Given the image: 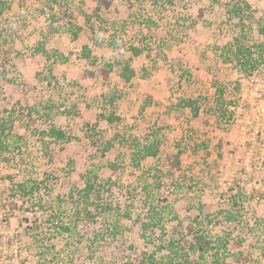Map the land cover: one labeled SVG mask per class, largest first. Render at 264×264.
Returning <instances> with one entry per match:
<instances>
[{
  "label": "rangeland",
  "instance_id": "rangeland-1",
  "mask_svg": "<svg viewBox=\"0 0 264 264\" xmlns=\"http://www.w3.org/2000/svg\"><path fill=\"white\" fill-rule=\"evenodd\" d=\"M111 1L101 22L86 16L96 0H0V122L15 121L0 161V264H43L40 250L49 251L47 264H146L153 253L175 255L158 250L170 240L179 264H210L185 245L202 230L235 236L225 264H264V64L246 75L221 53L242 32L249 44L264 41V0ZM238 1L252 7L251 17L231 14ZM72 24L81 27L78 38ZM86 43L98 64L83 58ZM127 61L138 72L130 82L121 77ZM105 63L115 64L109 77L94 75ZM218 84L230 100L225 112ZM184 97L200 98L197 117L179 106ZM43 105L51 116L29 115ZM105 112L120 120L108 122ZM51 125L71 140L43 134ZM134 137L161 144L139 168ZM106 140L113 146L98 152ZM180 150L181 168L171 172ZM90 169L101 175V199L91 214L76 215L72 191ZM27 179L41 184L40 209L11 195L12 181ZM153 203L168 208L158 225ZM74 223L72 234L59 227ZM239 250L249 262L231 255Z\"/></svg>",
  "mask_w": 264,
  "mask_h": 264
},
{
  "label": "trees",
  "instance_id": "trees-1",
  "mask_svg": "<svg viewBox=\"0 0 264 264\" xmlns=\"http://www.w3.org/2000/svg\"><path fill=\"white\" fill-rule=\"evenodd\" d=\"M97 4L94 9L93 14H87V18L92 21V19H95V17L100 20L101 22L104 21V19L101 18L98 14L102 11V9L109 8L112 4L111 0H96ZM1 10L0 15L4 12V3L0 2ZM252 7L246 3V2H237L232 6L230 9L231 14L234 17H238L244 19V16L251 17ZM96 15V16H95ZM81 29L80 26H75L72 24L70 28V32L72 35L77 38L79 30ZM264 32V30H263ZM42 49V46H40ZM135 55L141 54L143 51L142 49L133 47ZM223 59L225 63H232L236 65L241 72L248 75L253 73L256 69H258L262 64H264V41L258 44H249L248 36L245 32H242L240 36L236 37L234 42L232 44L227 45L226 47L222 48ZM82 56L84 59L89 61L90 63H93L94 65L98 64L99 58L92 53V48L90 44L86 43L83 45L82 49ZM114 63H105L104 65H101L98 67L94 75H101L104 78H108L111 71L113 70ZM138 75V72L135 68L131 66V63L127 61L125 65L123 66L121 77L124 79L125 82H130L135 76ZM216 101L218 103L219 110L221 112H225L228 104L230 103V100H227L226 94H225V88L223 86L217 85L216 88ZM200 98H192V97H184L181 98L179 101V106L184 108H189L193 115L197 117L200 112ZM114 96L110 99H107L109 103H114ZM152 101V97L149 96L148 102ZM228 105V106H227ZM43 112L41 109H39L37 106H30L28 108V113L31 117H33L34 113H37V116L40 115H46L51 116L52 107L43 105ZM101 118L106 119L108 122L112 123L115 120H120V117L114 113L107 114L102 113ZM32 122H36L35 119L31 120ZM15 121L10 120L6 118L5 120H2L0 122V161L3 159L4 155H6V151L9 147L7 141L9 138L8 131H11L14 128ZM43 134H46L47 137L52 139L53 141H70L71 136L67 133L66 130L57 128L55 125H51L50 128L47 131H44ZM23 137V136H21ZM114 144V141L106 140L105 145L103 146V149L101 147H98L100 151H106L110 149ZM131 146V160L134 167H140L141 163L144 159L148 157H156L160 150H161V144L160 141L156 138H153L150 140H143L138 137H134ZM200 148H206V144L198 145ZM103 153V152H102ZM182 151H178L169 161L168 169L169 171L173 172L174 169L181 168L182 164ZM103 155V154H102ZM102 156H99L96 154V159L101 158ZM155 173L153 175H157L158 172H160L159 168H156L154 171ZM101 175L99 173L98 169H90L88 170L84 175V185L80 187H75L72 191V197L76 196V203L78 208L76 215H81L83 212L85 214H91V207L97 206L98 200L101 199L102 194V184L100 183ZM12 196L15 199H23L25 202H31L33 207H37L40 209V207H43L44 198H42L40 195L37 197V192H41V184L35 179H27L23 181L15 182L12 181ZM158 183V182H157ZM233 203H237L233 197ZM104 209H107L110 207L105 206V204H102ZM168 209L167 206H160L159 204H152V207L149 209L151 211L152 217L151 219H154L155 222L153 224H160L162 222L163 212ZM169 211V210H168ZM226 217L228 218V221H233L236 219V216L234 212L228 211L226 212ZM201 214L199 213L196 218H194L196 225L199 223L198 220H200ZM205 219L207 218V222L210 224L216 223V220L218 218H215L214 216H205ZM28 219V218H27ZM30 221V220H29ZM75 223L73 226H65L61 224V227L64 231L70 232L72 234L74 232L73 229H76L78 227H75ZM74 227V228H72ZM188 231L191 233V235L194 232V227L192 224H189ZM76 231V230H75ZM194 238L191 240H188L185 245L188 248V251L194 255H197V257L200 260L203 261H209L210 264H225L227 259V254H230L231 251V245L233 243L234 235L231 234V232H224V234L217 235L216 237H212L209 235V233H205L203 230L199 233L193 234ZM38 241V239H37ZM243 243V240L238 241L237 245H241ZM175 241L170 240L169 243L165 246H159L158 250L169 249L171 253H175V255L167 254L168 256L162 257L158 259L156 257V253H153L149 255L148 261L146 264H179L180 258L175 252ZM48 249V248H46ZM53 249L52 247L48 250ZM47 250V251H48ZM41 256L44 258V263L47 264V254L49 253L40 250ZM238 254L231 253V255L238 257L239 259L242 258L246 262L250 261L249 254H247L245 251L239 250L237 251ZM238 261V260H237ZM240 261V260H239ZM43 263V264H44ZM42 264V263H40ZM126 264H134L133 262H127Z\"/></svg>",
  "mask_w": 264,
  "mask_h": 264
},
{
  "label": "crops",
  "instance_id": "crops-1",
  "mask_svg": "<svg viewBox=\"0 0 264 264\" xmlns=\"http://www.w3.org/2000/svg\"><path fill=\"white\" fill-rule=\"evenodd\" d=\"M78 38V37H77Z\"/></svg>",
  "mask_w": 264,
  "mask_h": 264
}]
</instances>
